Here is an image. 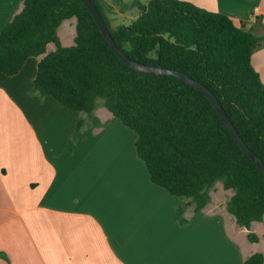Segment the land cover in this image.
Masks as SVG:
<instances>
[{
    "label": "trees",
    "instance_id": "1",
    "mask_svg": "<svg viewBox=\"0 0 264 264\" xmlns=\"http://www.w3.org/2000/svg\"><path fill=\"white\" fill-rule=\"evenodd\" d=\"M92 1L130 58L184 72L212 90L247 145L264 161V83L252 64L264 37L225 14L181 0L136 1L132 8L138 10L137 17L114 28L101 0ZM73 18L76 36L67 47L58 31ZM50 44L56 49L47 53ZM42 55L35 93L88 117L102 100L137 134V157L154 184L187 199L198 213L221 182L234 192L227 210L238 225L250 229L263 220L264 172L240 149L208 97L178 78L126 65L81 0H25L22 12L0 30V73L15 76L30 58ZM85 124L84 119L77 122L71 150L83 140ZM185 211L177 209L180 225L187 223ZM248 239L260 240L252 232ZM243 264H264V255L254 253Z\"/></svg>",
    "mask_w": 264,
    "mask_h": 264
},
{
    "label": "crops",
    "instance_id": "2",
    "mask_svg": "<svg viewBox=\"0 0 264 264\" xmlns=\"http://www.w3.org/2000/svg\"><path fill=\"white\" fill-rule=\"evenodd\" d=\"M24 1L0 0V30ZM181 1L264 37V0ZM45 55L30 58L15 76L0 73V264H243L264 255V218L250 229L238 225L227 210L234 192L221 182L196 213L187 199L152 182L136 154L137 134L103 102L88 117L36 94ZM252 64L264 83V45ZM80 119L84 138L71 150ZM179 207L185 225L176 219ZM250 232L259 242L248 239Z\"/></svg>",
    "mask_w": 264,
    "mask_h": 264
},
{
    "label": "water",
    "instance_id": "3",
    "mask_svg": "<svg viewBox=\"0 0 264 264\" xmlns=\"http://www.w3.org/2000/svg\"><path fill=\"white\" fill-rule=\"evenodd\" d=\"M88 10L93 15L96 23L98 24L100 31L107 41L111 49L114 53L129 67L142 72V73H149L159 76H170L174 78H178L181 81L189 84L193 88L199 90L203 94H205L208 99L212 102L213 106L215 107L218 115L224 122L226 128L240 147V149L264 172V161L247 145L243 137L235 128L231 118L224 110L222 104L216 97V95L210 90L206 85L202 84L201 82L195 80L194 78L190 77L188 74L184 72H180L177 70L165 68V67H157L148 64H144L142 62L136 61L130 58L115 42L110 29L103 18L100 10L98 9L97 5L92 0H81Z\"/></svg>",
    "mask_w": 264,
    "mask_h": 264
},
{
    "label": "rangeland",
    "instance_id": "4",
    "mask_svg": "<svg viewBox=\"0 0 264 264\" xmlns=\"http://www.w3.org/2000/svg\"><path fill=\"white\" fill-rule=\"evenodd\" d=\"M136 0H124V2L120 0H101L102 7L106 16L108 17L110 23L114 28L120 25H128L135 17L138 15V10L136 8H132L133 2ZM144 0H140L139 2H143ZM76 19L68 20L62 23L59 28V34L61 41L64 46H72L74 44V39L67 40V31L71 30L72 37L76 36V28L74 26L70 27V24H75ZM73 31V32H72ZM51 48V49H50ZM55 49V45L51 44L48 47V51H53ZM102 102V100H99ZM221 186V184H220ZM219 191L221 187H219ZM217 195L214 194V199L218 200ZM1 244L5 247L10 248L11 239H5L4 237L1 239ZM262 248H264L262 246Z\"/></svg>",
    "mask_w": 264,
    "mask_h": 264
}]
</instances>
